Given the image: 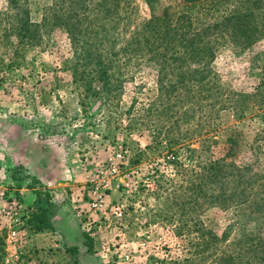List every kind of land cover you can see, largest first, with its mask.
<instances>
[{"label": "rangeland", "instance_id": "rangeland-1", "mask_svg": "<svg viewBox=\"0 0 264 264\" xmlns=\"http://www.w3.org/2000/svg\"><path fill=\"white\" fill-rule=\"evenodd\" d=\"M54 1L29 0L32 21L49 16L47 10ZM133 6L135 23L148 17L142 0H135ZM5 9L0 0V114L4 116L0 120L12 124L28 116L23 122L31 128L68 141L75 167L71 186L49 194L50 230H29L34 202L30 195H24L25 211L14 240L9 241L7 222L0 220V264H73L74 259L77 264H218L232 252V243L238 242L241 233L264 239V214L259 218L254 208L243 206L237 212L230 204L221 205L216 200L218 186L195 177L201 173L203 158L198 155L190 164L180 148L175 163H170L162 141L168 135L197 150L204 132L217 144L232 136L237 143L232 160L243 178L251 182L263 175L264 115L259 113L264 105V39L241 52L226 44L218 47L209 71L214 84L218 81L228 93L225 106H219L213 94L192 109L173 104L166 115H157L149 106L158 94L156 68L131 66L123 73L127 79L114 72V79L122 80L115 102L84 98L82 88L73 83V73L84 70L90 77L104 69L88 59L86 66L77 68L69 40L58 28H39L33 47L12 54L9 46L16 40L8 33L12 23ZM240 96H245L242 106L231 109ZM16 132L5 133L13 138ZM0 145V161L6 162L4 142ZM216 151L212 150V158ZM112 165L116 173L103 175L108 182L104 209L94 212L87 205L86 191L92 183L86 176ZM15 175L23 177L21 182L10 186L0 180V192L16 189L12 194L22 196L18 190L31 184L44 191L27 180L22 170ZM252 185L249 191L260 198L259 185ZM1 198L0 208L6 200ZM115 208L121 212L118 219ZM224 230L227 236L221 244L207 237L218 238Z\"/></svg>", "mask_w": 264, "mask_h": 264}, {"label": "trees", "instance_id": "trees-1", "mask_svg": "<svg viewBox=\"0 0 264 264\" xmlns=\"http://www.w3.org/2000/svg\"><path fill=\"white\" fill-rule=\"evenodd\" d=\"M28 1L4 0L5 15L12 23L8 33L16 40L9 46L12 54H17L20 48L33 47L39 28L62 30L75 54L77 68L80 64L81 68L86 66L84 62L88 59L110 74L106 77L101 70L88 77L84 70L73 69V83L82 88L84 98L109 103L115 102L122 92V80L118 77L127 79L123 78V73L131 66L151 65L156 68L158 94L149 106L157 115H166L173 104L196 106L200 100L209 101L213 94L219 106H225L229 101L228 93L218 81L214 84L216 80L209 71L218 47L226 44L241 52L264 39V0H169L165 3V0H142L148 17L138 23L132 18L135 0H55L47 10L49 16L43 14L39 22L32 21ZM114 72L120 74L116 79ZM240 97L231 109L242 106L245 96ZM260 110L259 115H264V105ZM204 133L198 140L197 150L189 148L186 142L163 136L164 147L171 155L167 161L174 164L180 148L185 149L183 157L190 164L199 155L203 158L201 173L195 177L202 183L218 186L216 200L221 205L230 204L237 212L243 206L254 208L262 218L264 174L247 182L232 160L236 139L229 136L217 144ZM260 139L264 140V134ZM214 149L217 156L212 158ZM259 179L263 180L256 182ZM254 183L263 192L258 199L249 191ZM33 195L29 230L33 233L48 231L51 227L50 195L37 189L33 190ZM251 234L241 233L238 242L232 243V252L218 264H264V239ZM226 236L224 230L219 239L212 234L207 237L221 244ZM73 264H77L75 259Z\"/></svg>", "mask_w": 264, "mask_h": 264}, {"label": "crops", "instance_id": "crops-1", "mask_svg": "<svg viewBox=\"0 0 264 264\" xmlns=\"http://www.w3.org/2000/svg\"><path fill=\"white\" fill-rule=\"evenodd\" d=\"M23 116L18 119L19 122L12 124L9 121L3 124L0 120V143L4 142L3 151L8 155L6 162L0 161V180L4 179V183L10 186L19 184L23 177L16 176L15 172L22 170L27 180L32 179L36 182L35 185L42 186V189L49 194L60 191L65 186H71L75 161L74 152L66 145L68 141H59L53 135H45L38 127L31 128L28 126L29 124L23 122L26 117H29ZM2 117H4L3 114H0V119ZM7 130L11 134L17 132L11 138L9 134L5 133ZM32 145H36L37 148L34 150ZM13 190L16 189H9L7 193L0 192V198L1 196L6 198L3 201L4 205L14 198ZM33 190H35L34 187L18 190L22 194L18 198L24 206L27 195H30V199L34 200ZM24 195H26L25 198ZM0 200L2 201V198Z\"/></svg>", "mask_w": 264, "mask_h": 264}, {"label": "built area", "instance_id": "built-area-1", "mask_svg": "<svg viewBox=\"0 0 264 264\" xmlns=\"http://www.w3.org/2000/svg\"><path fill=\"white\" fill-rule=\"evenodd\" d=\"M94 171V174L86 176L87 181L92 183L86 191L88 194L87 205L94 212H99L104 209V189L108 186V182L104 180L103 175L114 174L117 169L112 165L108 168H99ZM18 197L20 196H14L4 207L0 208V220L4 219L7 222V238L9 241L17 237V226L20 224V217L25 211V206ZM113 213L115 218L121 217V212L118 208H115Z\"/></svg>", "mask_w": 264, "mask_h": 264}]
</instances>
